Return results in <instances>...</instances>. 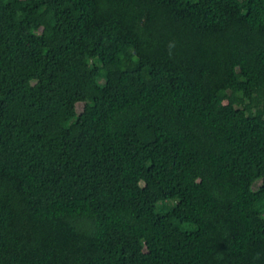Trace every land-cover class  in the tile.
<instances>
[{
  "label": "trees",
  "instance_id": "16d2710c",
  "mask_svg": "<svg viewBox=\"0 0 264 264\" xmlns=\"http://www.w3.org/2000/svg\"><path fill=\"white\" fill-rule=\"evenodd\" d=\"M0 264H264V0H0Z\"/></svg>",
  "mask_w": 264,
  "mask_h": 264
},
{
  "label": "rangeland",
  "instance_id": "374dc122",
  "mask_svg": "<svg viewBox=\"0 0 264 264\" xmlns=\"http://www.w3.org/2000/svg\"><path fill=\"white\" fill-rule=\"evenodd\" d=\"M79 105V104H78Z\"/></svg>",
  "mask_w": 264,
  "mask_h": 264
}]
</instances>
